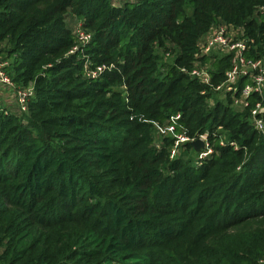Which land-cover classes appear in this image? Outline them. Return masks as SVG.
I'll return each mask as SVG.
<instances>
[{
	"label": "trees",
	"instance_id": "16d2710c",
	"mask_svg": "<svg viewBox=\"0 0 264 264\" xmlns=\"http://www.w3.org/2000/svg\"><path fill=\"white\" fill-rule=\"evenodd\" d=\"M218 24L253 39L247 56L264 58V0H0V56L17 85L34 89L23 116L0 107V264L264 258V228L251 230L264 219V138L250 119L264 98L252 94L243 112L231 97L210 106L212 86L190 75ZM80 25L91 40L70 53ZM231 59L201 57L213 85ZM88 60L113 68L89 78ZM154 122L207 133L213 153L198 165L171 158L175 139L155 146Z\"/></svg>",
	"mask_w": 264,
	"mask_h": 264
},
{
	"label": "built area",
	"instance_id": "2783aa9c",
	"mask_svg": "<svg viewBox=\"0 0 264 264\" xmlns=\"http://www.w3.org/2000/svg\"><path fill=\"white\" fill-rule=\"evenodd\" d=\"M125 0H123L124 2ZM122 2V3H123ZM121 3V4H122ZM113 4L116 5L113 1ZM237 28L233 25L219 24L215 28L212 36L204 41H199L198 50L195 54V66L190 71V75L198 78L202 83L211 85L216 91L222 92L226 97L230 96L232 104L241 103L246 109L250 106V97L252 94H258L264 98V58H254L247 56V52L254 43L253 39L237 37ZM78 34L77 45L70 50V53L75 52L81 45L87 44L91 40L92 34L78 26L76 30ZM217 54H231V66L226 72L225 79L216 85L212 84L211 73L205 69L201 57L210 56L213 53ZM202 63V65H201ZM91 61L85 63V75L89 78H97L106 70H111L113 64H98L91 66ZM6 64L0 61V85L1 87H14V81L11 75L6 71ZM186 69V68H183ZM246 79L245 85L240 87V82ZM33 86L30 84L29 89H20L18 91L19 107L22 112H27L28 102L33 94ZM204 92V91H203ZM179 117V115L175 116ZM251 122L255 129L264 137V106L261 101H258L255 106L251 108ZM163 133L173 135L175 141L171 150V157H174L177 149L183 143L193 142L197 139L204 141V150L197 152L199 163L208 158L213 153V145L208 138L207 133L197 134L189 137L185 134L176 133L175 126L167 123V126L161 129ZM227 143L221 138V144ZM233 144V142H231Z\"/></svg>",
	"mask_w": 264,
	"mask_h": 264
},
{
	"label": "rangeland",
	"instance_id": "374dc122",
	"mask_svg": "<svg viewBox=\"0 0 264 264\" xmlns=\"http://www.w3.org/2000/svg\"><path fill=\"white\" fill-rule=\"evenodd\" d=\"M113 1H114V3L116 5H120L123 2V0H113ZM69 19L72 20V26L74 28V26H76L75 24L77 23V19L72 18V17H70ZM216 27H217V25L212 26L210 28V30L201 37L200 40L204 41L208 37L212 36ZM213 54H217V53L214 52ZM175 55H176L175 52L173 54H170V52L168 51L167 53H165V55L163 57V61L166 62L167 64H171V63L174 62L173 59H174ZM0 61L3 62L4 64H6L5 67L7 68L8 65H9V62L11 61V59H6V58H4V56H0ZM201 65H202V63H201ZM203 67L209 71V65L208 66H203ZM182 70L184 72L188 71V69H183V68H182ZM6 71H7V69H6ZM186 73H188V72H186ZM30 84L28 86H25V87L24 86H19L15 82H14V87H1V85H0V107L2 109L3 108L7 109L9 111L18 112L20 115L23 116L25 113L22 112L20 110V107H19L18 91L20 89H26V90L29 89L30 88ZM212 89H213L212 90L213 91L212 92L213 96L211 98H209L208 101H207L210 106H213L215 104L216 100H221V101L229 100L228 97H230V96L226 97L222 92L216 91L213 87H212ZM231 109L234 112H243V111L246 110L242 106L241 103L232 104V102H231ZM250 119H251V117H250ZM166 126H167L166 122L163 123V124L162 123H158V122H154L153 138H154L155 146L160 147L163 144L164 139L169 135V134L163 133L161 131V129L165 128ZM220 130L221 129H219V131ZM222 138L225 141L228 140V134L225 131L222 132ZM177 156H183L185 159H187L189 157H192L191 158V162H193L196 165L199 164L198 155L197 154L193 155L192 151H189L186 148H183L181 146L177 149L175 156L174 157L170 156V157L175 159V157H177ZM259 228H264V219H262V220L259 219L258 222H256L253 226H251V230H255V229H259ZM235 229H237V228H235ZM247 230H249V229H247ZM243 231L244 230H242V229L241 230H237L235 232V234H234L233 231H229L228 233H231L232 236L225 237V235H224L223 236V241L225 242L227 239H232V238H234L233 236H238L239 237L238 233H242ZM221 244H222L221 236H218V237L210 240L209 242H207V246L209 248H211V249H217V248H219L221 246ZM0 251H1V249H0ZM256 264H264V258L263 257L259 258L258 261L256 262Z\"/></svg>",
	"mask_w": 264,
	"mask_h": 264
},
{
	"label": "water",
	"instance_id": "95a60500",
	"mask_svg": "<svg viewBox=\"0 0 264 264\" xmlns=\"http://www.w3.org/2000/svg\"><path fill=\"white\" fill-rule=\"evenodd\" d=\"M191 144L193 145L196 152H200V151L204 150V147H205L204 141L200 138L191 142Z\"/></svg>",
	"mask_w": 264,
	"mask_h": 264
}]
</instances>
